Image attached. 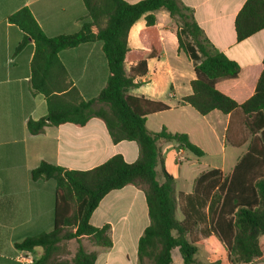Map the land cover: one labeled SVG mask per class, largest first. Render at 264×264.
Segmentation results:
<instances>
[{"label":"trees","instance_id":"1","mask_svg":"<svg viewBox=\"0 0 264 264\" xmlns=\"http://www.w3.org/2000/svg\"><path fill=\"white\" fill-rule=\"evenodd\" d=\"M82 1L87 16L82 19L80 31L71 35L48 37L27 7L8 19L24 35L16 52L23 50L30 41L35 44L30 82L34 94H42L47 104V116L29 119L28 131L38 135L47 127L65 124L82 128L92 119H98L114 143L136 142L139 157L134 163H127L118 154L88 171L41 162L32 170L31 178L56 182L54 228L16 243V249L34 253L36 248H41L42 255L31 264H95L97 253L88 252L81 239L85 237L101 248H111L113 242L110 226L94 227L90 218L111 191L132 185L143 190L150 217V225L139 240L138 264H172V252L176 248L183 264H200L196 262L198 246L193 238L196 230L205 237L215 236L224 245L229 264L255 262L264 254L260 245L264 235V67L255 94L239 104L219 91L217 85L237 79L240 66L212 45L196 23L193 10L181 0H142L135 4L125 0ZM161 9L179 22V51L194 64L193 93L184 97L182 103L192 106L202 116L214 110L226 115L240 110L245 116V128L252 137L248 152L231 175L223 177L219 169L204 172L196 179L193 192L187 195L177 193L175 179L166 171L158 142H175L178 148L199 158L205 155L204 151L193 144L187 134L171 133L165 127L160 132H150L146 126L148 116L166 112L170 106L129 94L130 89L141 84L136 78L147 74V60L162 53L154 14ZM143 16L147 28L142 37L149 50L138 65L127 72L129 32ZM235 29L238 42L263 30L264 0H248L236 17ZM94 41L103 43L110 76L97 97L85 100L78 88L68 81L59 54ZM159 165L162 182L158 180ZM178 205L183 220L176 216ZM72 240L79 246L74 256L67 259Z\"/></svg>","mask_w":264,"mask_h":264},{"label":"crops","instance_id":"2","mask_svg":"<svg viewBox=\"0 0 264 264\" xmlns=\"http://www.w3.org/2000/svg\"><path fill=\"white\" fill-rule=\"evenodd\" d=\"M125 1L135 4L142 0ZM181 1L193 10L196 23L212 45L240 66L239 77L220 82L217 89L237 103H244L255 94L264 67V29L242 42L237 40L236 17L248 0ZM24 7L30 9L48 37L79 32L82 19L87 16L82 0H0V167L3 168L0 171V264H31L25 258L30 255L34 260L42 255L43 250L36 248L34 253L23 252L16 249L15 244L54 228L56 182L52 179L33 181L31 178L32 170L41 162L70 170L88 171L118 154L127 163H134L139 157L136 142L114 143L105 125L98 119H92L82 128L65 124L47 127L38 135L29 133L28 120L44 118L48 110L45 97L34 94L30 82L35 44L30 41L23 50L16 52L24 35L8 21L12 14ZM154 14L162 53L157 58L147 60V74L136 78V82L141 84L130 89L129 94L170 106L166 112L148 116L146 126L150 132L157 133L165 127L171 133L187 134L190 141L203 150L215 138L224 158L223 166L214 169L229 176L248 152L251 142V136L246 140H237L235 135L240 129H246L245 116L240 110L228 115L214 110L202 116L192 106L182 103L184 97L193 93L191 82L196 77L194 64L184 52L179 51V28L173 29L169 25V20L174 19L164 9ZM146 28V18L143 16L130 29V52L125 62L127 72L138 65L149 50L142 37ZM94 32H97L95 28ZM59 58L67 70L68 81L78 88L85 100L97 97L106 86L110 71L101 41L64 50ZM228 137L235 143L229 146V151ZM158 147L164 157L166 171L176 183L181 181L185 185L182 193L191 194L196 179L209 170L196 169L199 157L198 160L192 159L189 168L183 169L182 163L190 151L178 148L175 142L160 140ZM187 159L189 162L191 158ZM227 159L232 161L229 170L226 167ZM157 171L158 180L162 182L161 165ZM90 224L98 228L110 226L113 242L111 248H101L85 237L81 239L88 252L97 253L95 264H138L139 240L150 225L143 190L128 185L111 191L93 212ZM213 238L219 241L215 236H210L208 242H213ZM219 244L222 243L219 241ZM69 245L71 254L67 259L74 256L79 243L72 240ZM260 245L263 248L264 235L260 238ZM197 246L199 252L201 245L198 243ZM212 252L206 256L215 257V251ZM172 257V264H183L178 248L173 250ZM219 258H212L208 262H216ZM224 258L228 261L227 251ZM263 259L264 254L250 264H264Z\"/></svg>","mask_w":264,"mask_h":264},{"label":"rangeland","instance_id":"3","mask_svg":"<svg viewBox=\"0 0 264 264\" xmlns=\"http://www.w3.org/2000/svg\"><path fill=\"white\" fill-rule=\"evenodd\" d=\"M169 25L171 28L173 29H177V27L179 28V22L174 19V20H169ZM171 56V55H170ZM235 135L237 136V140L239 139H243L245 138V140L250 136V134L247 132V130H243V129H240V131H237L235 133ZM252 138V137H251ZM227 145H228V151L231 150V148H229V146H231V142L227 141ZM203 150V149H202ZM205 155L203 157H201L200 159L198 157H196L192 152H187V157L191 158L189 159L190 161L188 162V159L187 157L185 156V161L182 163V167L183 169H187L190 167V162L192 161V159L194 160H198L199 161L196 163H198V166L196 167V169L198 170H212L214 168H221L223 166V158H224V154L222 151L219 150V146H218V143H217V140L214 138L213 142L210 144V145H205V150H203ZM190 155V156H188ZM232 164V161L231 160H226V167H227V170H229V168L231 167L230 165ZM3 168L0 167V171H2ZM1 175V173H0ZM223 177H226L223 175ZM176 187H177V193H181L185 191V185L183 183H181V181H178V183H176ZM177 218L179 220H183V216H182V213H181V210H180V205H178V210H177ZM193 238L195 239L196 241V244L198 245V243L201 245V250L199 252H197V255H196V262L197 263H200V264H205V263H209L208 261L212 258H217V257H220L218 261H222L224 264H229V262L224 258L225 256V253H226V248L224 247L223 244H219V241H215L213 238V242L216 243L214 244L213 242H208L210 240H208L207 238L208 237H205L203 236L201 233H200V230H196L195 233L193 234ZM207 241H206V240ZM200 242H204L203 244H201ZM76 245V244H74ZM222 245V246H221ZM69 248H70V245H69ZM263 249H264V245H263ZM212 250L215 251L214 255H216L215 257H212L210 258L209 256H206V255H210L212 254ZM226 250V251H225ZM211 251V252H210ZM179 253V252H178ZM227 257H228V252H227ZM264 260V259H263ZM212 263V262H210ZM264 263V261H263Z\"/></svg>","mask_w":264,"mask_h":264},{"label":"built area","instance_id":"4","mask_svg":"<svg viewBox=\"0 0 264 264\" xmlns=\"http://www.w3.org/2000/svg\"><path fill=\"white\" fill-rule=\"evenodd\" d=\"M27 260L28 263H32L33 262V257L32 256H28L25 258Z\"/></svg>","mask_w":264,"mask_h":264}]
</instances>
